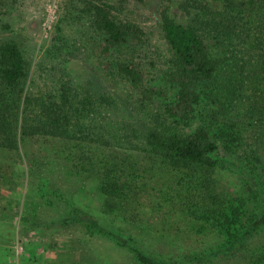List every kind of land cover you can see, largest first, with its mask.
Segmentation results:
<instances>
[{"label":"trees","instance_id":"trees-1","mask_svg":"<svg viewBox=\"0 0 264 264\" xmlns=\"http://www.w3.org/2000/svg\"><path fill=\"white\" fill-rule=\"evenodd\" d=\"M75 6L73 0L63 5L70 18ZM179 6L185 20L165 10L154 16L169 48L160 56L135 9L112 0H85L79 7L86 15V39L82 43L76 38L85 51L76 53L75 41L70 46L75 45L73 59L86 60L85 53L96 57L102 68H92L90 74L73 71L63 50L68 39L60 44L53 36L45 42L43 56L54 55L55 64H39L27 84L28 61L22 49L16 40L4 41L0 144L7 137L18 147L22 133L89 144L73 156L79 167L98 162L95 146L124 147L126 155L143 152L150 159L186 167L180 190L185 205L201 209L205 222L222 220L231 253L237 244L248 245L256 228L264 225V211L256 216L247 208L248 198L259 199L264 192L258 181L264 178V0H181ZM100 73L101 82L96 78ZM200 113L201 123L194 126ZM228 158L249 165L252 173L245 171L242 182L250 194L235 190L226 204L210 175L218 178ZM132 160L116 157L108 162L109 171ZM116 175L107 173L101 179V189L115 199L122 188ZM67 207L70 213L65 216L71 219L74 209ZM87 217L98 232L116 238L121 246L132 245V238ZM59 250L61 257L74 258L77 245L70 241ZM137 251L140 264H174L170 258ZM200 258L206 260L203 255L178 261L196 264Z\"/></svg>","mask_w":264,"mask_h":264},{"label":"rangeland","instance_id":"rangeland-1","mask_svg":"<svg viewBox=\"0 0 264 264\" xmlns=\"http://www.w3.org/2000/svg\"><path fill=\"white\" fill-rule=\"evenodd\" d=\"M66 1L0 0V45L6 40L18 42L28 61L27 84L39 64H55L54 55L43 56L45 42L53 36H58L60 44L68 39L63 50L71 58L73 71L90 74L92 68H102L92 53L83 54L86 60L72 58L71 47L75 45L70 43H83L86 39V15L79 7H84L85 0H73L76 6L71 18L63 8ZM112 1L125 9H135L152 49L160 56L168 53L154 16H161L165 10L176 20H185L179 6L181 0ZM79 42L76 53L83 48L85 51ZM101 74L96 77L100 82ZM123 109L127 107L124 105ZM201 120L200 113L194 126ZM130 139L128 136L126 143ZM13 143L5 137L0 144V264H140L137 249L170 258L174 264L203 255L206 260L200 258L196 264H204L203 260L205 264H257L260 256L263 258L258 264H264V225L256 228L248 245L237 244L229 253L230 236L222 220L212 218L205 222L201 209L193 211L185 205L180 190L185 176L182 173L188 172L183 169L186 167H174L157 157L150 159L143 152L126 155L124 147L111 146H95L100 154L98 162L79 167L73 156L83 150L81 147H90L87 143L22 133L18 147ZM116 157L133 160L109 171L108 162ZM249 169V165H238L234 158H228L222 174L216 175L218 178L210 175L215 181L213 188L226 204L235 190L242 196L250 194L242 184ZM256 170L261 176L262 172ZM107 173L120 174L116 175L122 186L117 199L101 189V179ZM258 181L264 188V178L259 177ZM68 204L74 209L71 219L65 216L70 213ZM247 208L253 215H261L264 192L259 199L248 198ZM87 216L123 237L132 238V245L121 246L116 238L98 232ZM70 241L77 245L76 257L63 258L60 245Z\"/></svg>","mask_w":264,"mask_h":264}]
</instances>
